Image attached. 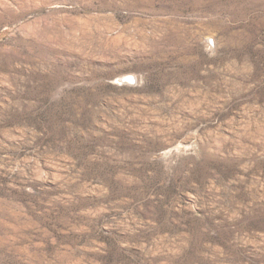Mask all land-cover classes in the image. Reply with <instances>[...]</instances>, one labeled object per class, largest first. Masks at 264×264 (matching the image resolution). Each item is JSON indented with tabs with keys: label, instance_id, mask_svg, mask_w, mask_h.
Wrapping results in <instances>:
<instances>
[{
	"label": "rangeland",
	"instance_id": "1",
	"mask_svg": "<svg viewBox=\"0 0 264 264\" xmlns=\"http://www.w3.org/2000/svg\"><path fill=\"white\" fill-rule=\"evenodd\" d=\"M0 264H264V0H0Z\"/></svg>",
	"mask_w": 264,
	"mask_h": 264
},
{
	"label": "bare ground",
	"instance_id": "2",
	"mask_svg": "<svg viewBox=\"0 0 264 264\" xmlns=\"http://www.w3.org/2000/svg\"><path fill=\"white\" fill-rule=\"evenodd\" d=\"M126 75H127V74H124V76L121 75V76H122L121 78H124L123 82L128 81L129 83H134V81H136V80H135V76H136V75H135V76L130 75V77L128 76V77L125 78ZM121 78H120V79H121Z\"/></svg>",
	"mask_w": 264,
	"mask_h": 264
}]
</instances>
